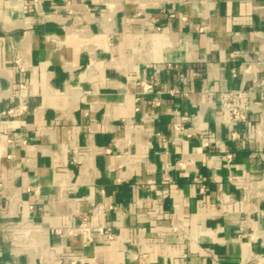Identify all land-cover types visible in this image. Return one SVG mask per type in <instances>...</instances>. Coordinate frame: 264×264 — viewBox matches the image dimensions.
Here are the masks:
<instances>
[{
  "label": "crops",
  "instance_id": "0c3cea01",
  "mask_svg": "<svg viewBox=\"0 0 264 264\" xmlns=\"http://www.w3.org/2000/svg\"><path fill=\"white\" fill-rule=\"evenodd\" d=\"M71 261L264 264V0H0V264Z\"/></svg>",
  "mask_w": 264,
  "mask_h": 264
},
{
  "label": "built area",
  "instance_id": "2783aa9c",
  "mask_svg": "<svg viewBox=\"0 0 264 264\" xmlns=\"http://www.w3.org/2000/svg\"><path fill=\"white\" fill-rule=\"evenodd\" d=\"M145 88L148 89L150 85L145 84ZM219 100V116L223 122L228 124L230 128V136L236 137L237 133L234 129V125L241 122H246L250 113L258 111L257 104L254 100V96L251 91L244 88H230L221 90L218 94ZM24 106H18L15 108H9L5 110V114L10 116H15L20 114ZM184 116L177 115L176 121L173 126L176 130L181 129V121L184 120ZM90 217L82 216L81 222L75 228L77 232H80L85 237V243H89L93 240L92 230L98 231L101 234L102 240H111L113 239V234L111 232L103 230L101 227H95L90 222ZM171 231L178 234V238H184L186 234L181 229L179 222H173L171 225ZM4 230L8 232V236L12 240H22L25 238H30L36 235L39 231V228L34 226L31 221L22 222L19 225H15L12 222H9ZM51 231L56 235L64 234L61 227H54ZM71 230H67L65 234H70ZM76 261H71V264H75Z\"/></svg>",
  "mask_w": 264,
  "mask_h": 264
}]
</instances>
